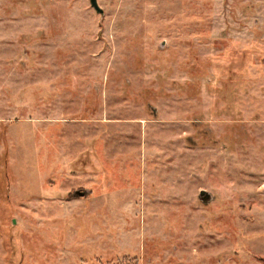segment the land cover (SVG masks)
<instances>
[{
	"label": "rangeland",
	"instance_id": "374dc122",
	"mask_svg": "<svg viewBox=\"0 0 264 264\" xmlns=\"http://www.w3.org/2000/svg\"><path fill=\"white\" fill-rule=\"evenodd\" d=\"M96 1L0 0V264H264V0Z\"/></svg>",
	"mask_w": 264,
	"mask_h": 264
},
{
	"label": "water",
	"instance_id": "95a60500",
	"mask_svg": "<svg viewBox=\"0 0 264 264\" xmlns=\"http://www.w3.org/2000/svg\"><path fill=\"white\" fill-rule=\"evenodd\" d=\"M90 5L98 13H101V9L98 7L96 0H90ZM74 196L78 197V198H83V197L87 196V193L86 192H78V193L74 194ZM199 197L203 201V203H207L210 200L209 194L207 192H205V191H202L200 193Z\"/></svg>",
	"mask_w": 264,
	"mask_h": 264
}]
</instances>
